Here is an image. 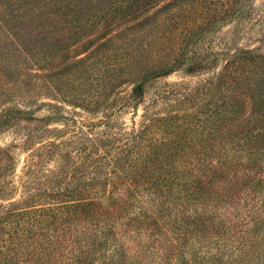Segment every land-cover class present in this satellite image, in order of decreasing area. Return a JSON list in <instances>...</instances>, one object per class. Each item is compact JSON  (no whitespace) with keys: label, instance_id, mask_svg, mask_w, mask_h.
<instances>
[{"label":"trees","instance_id":"trees-1","mask_svg":"<svg viewBox=\"0 0 264 264\" xmlns=\"http://www.w3.org/2000/svg\"><path fill=\"white\" fill-rule=\"evenodd\" d=\"M35 1L42 26L67 14L62 0ZM248 1L180 2L187 18L188 13L194 15L182 30L196 29L212 12L224 16L231 9L240 16ZM100 2L108 4L106 10L122 5L116 0ZM259 24L264 27V16ZM224 47L228 50L226 43ZM220 52L226 55L224 49ZM247 54L240 49L218 75L222 87L229 82L236 87H223L231 98L222 100L226 113L218 114L215 131L208 119L198 116L179 121L181 115L157 118L145 111L126 138L110 135L113 150H106V143L111 145L107 134L90 139L78 127L79 144H85L89 155L82 166L81 156L67 166L78 173L73 179L87 176L86 181H58L41 203L31 198L28 210L0 213V250L7 246L4 238L9 236L11 244L0 264H264V194L258 186L263 172L248 162L264 150V110L256 109L254 97L249 101L241 89L243 83L252 88L264 79V56ZM190 59L195 68L210 64L208 58ZM176 60L150 67L151 74L140 77L121 105L141 102L144 77L167 76ZM115 62L130 67L128 59ZM169 94L158 92L156 97L168 100ZM181 98L196 102L199 93ZM256 188L258 195L251 197Z\"/></svg>","mask_w":264,"mask_h":264},{"label":"rangeland","instance_id":"rangeland-1","mask_svg":"<svg viewBox=\"0 0 264 264\" xmlns=\"http://www.w3.org/2000/svg\"><path fill=\"white\" fill-rule=\"evenodd\" d=\"M62 1L67 14L45 26L37 1H0V213L28 210L31 198L41 203L58 181H86L87 176L73 179L78 173L67 166L77 156L82 166L89 155L85 144H79L78 127L90 139L107 134L111 145L106 143V150H113L110 135L126 138L147 111L157 118L181 115L179 121L198 116L217 130L218 114L226 113L222 100L231 98L223 87H236L218 84L224 62L240 49L247 56H264V27L259 24L264 0H249L240 16L231 9L224 16L212 12L187 33L183 23L194 15L187 18L182 3L193 0H116L122 3L116 10H106L108 4L100 0ZM191 56L208 58L210 64L195 68ZM118 58L128 59L130 67L116 65ZM175 59L167 76L144 77L141 102L121 105L140 77L151 74L150 67ZM257 82L252 88L243 83L241 89L247 99L254 97L256 109L264 110V79ZM163 91L170 93L168 100L157 99ZM194 91L199 93L196 102L181 98L190 99ZM232 124H237L236 117ZM248 162L263 172L258 186L264 194V150ZM101 201L107 203L106 197ZM4 240L0 262L11 247L10 237Z\"/></svg>","mask_w":264,"mask_h":264}]
</instances>
